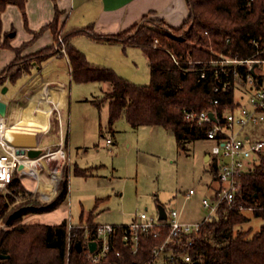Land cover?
Instances as JSON below:
<instances>
[{
	"label": "trees",
	"instance_id": "1",
	"mask_svg": "<svg viewBox=\"0 0 264 264\" xmlns=\"http://www.w3.org/2000/svg\"><path fill=\"white\" fill-rule=\"evenodd\" d=\"M187 3L190 13L179 27L164 19H146L145 16L144 22L117 33L100 34L90 26L71 32H85L99 40L140 46L149 59L150 82L138 84L110 67L91 65L82 51L68 43L66 50L76 80L112 83V91L95 100L98 105L108 101L111 127L117 118L124 115L134 127L161 125L172 130L180 144L207 137L211 125L188 120L186 111L217 109L221 112L236 102L235 86L223 91L214 89L218 78L210 60L217 58V54L264 60V0H252L250 3L248 0H187ZM8 4H16L24 11L26 0H0V49H14L17 58L20 47H14L11 36L3 30L2 13ZM47 26L57 29L56 22ZM45 29L46 26L41 31ZM53 49L49 46L28 55L19 65L14 59L0 72V91L8 81L15 82L28 72L34 60L39 62L51 55ZM260 61L253 63L255 73L247 64L240 65L239 69L245 77L252 73L257 82H261L264 75L256 71ZM214 98L220 99L218 105L212 103ZM240 182L237 206L242 203L251 207L254 215L264 216V154L251 171L241 175ZM9 188L12 192L0 191V220L3 218L7 222L9 215L21 206L31 207L12 219L10 225L13 227L0 229V252L8 254V257L0 258V264H65L67 219L58 224L15 223L28 213L48 212L61 206L69 195L67 171H64L57 194L50 201L34 199L9 210L18 193H30L18 172ZM249 219L239 207L231 208L227 203H221L216 214L202 224L195 237L193 264H264V224L252 235H249L251 230L235 231L237 224ZM88 222L90 225L94 223L91 219ZM79 223L81 227L75 231L78 241L82 242L85 241L84 222L81 220ZM161 240L153 236L144 237L136 253L119 240L116 245L121 254L112 252L105 262L141 264L151 258L153 247ZM71 261L73 264H91L85 250H78L76 246L72 249Z\"/></svg>",
	"mask_w": 264,
	"mask_h": 264
},
{
	"label": "rangeland",
	"instance_id": "2",
	"mask_svg": "<svg viewBox=\"0 0 264 264\" xmlns=\"http://www.w3.org/2000/svg\"><path fill=\"white\" fill-rule=\"evenodd\" d=\"M9 17L12 18L6 17L9 23L5 22V24L11 26L12 23L16 29H19L16 39V42H19L24 31L22 15L12 13ZM150 18L153 17L150 15L146 17V19ZM146 19L144 18L142 22ZM54 31L57 42L61 41L60 37L65 42L63 44L61 41L57 48L60 46L67 49L65 33L57 29ZM11 52L12 50L8 48L0 49V71L10 64L9 62L7 64V61ZM31 54L34 53L25 54L20 47L15 61L19 65L24 57ZM219 55L217 54V57ZM25 65L28 67L29 63ZM256 71L264 75V61L259 63ZM129 76L139 84L150 82L151 69L146 56H138V59L132 62V71L129 72ZM72 84V94L67 108L70 114V126L73 122V128L77 130L82 125V128L87 131L86 143L80 147L75 143L72 146L73 163L69 159L59 162L51 156L41 160L43 167L49 169L46 177L48 180L55 175L57 168L62 171L60 181L63 179L65 170L68 174L70 173L68 198L61 206L49 213L26 214L15 225L20 223L55 224L69 217L75 223L82 219L86 223H89V219L98 223H122L131 220L136 212L146 208L150 213L156 214L160 207H165L166 210L172 207L178 208L186 220L204 218L208 209L203 204V198L209 195V187L217 184L214 161L206 157L214 141L203 137L180 144L172 130L161 125L134 127L124 115L117 118L111 127L108 101H104L101 105L95 101V98L99 99L104 94L101 82L75 79ZM241 86L243 82L236 85L237 96L243 92ZM54 97H47L44 101L45 105L50 106L49 101L55 100ZM263 128L264 124L259 126V129ZM256 137L264 139V135L260 132L256 134ZM109 138L110 141H108ZM78 166L87 168L81 172ZM57 183L48 197L41 195L34 184L32 186L41 197L23 184L30 193L25 191L18 193L9 210L34 199L41 202L50 201L43 198L48 199L54 195ZM191 187L196 189V193L191 198H187L185 194ZM0 191L12 192L9 187L8 190ZM241 211L250 219L237 224L236 232L251 230L249 235H252L264 224V216L254 215L251 207H245ZM67 213L68 216H65L67 218H64L63 216ZM11 227L13 225L7 224L5 219L0 220V229Z\"/></svg>",
	"mask_w": 264,
	"mask_h": 264
},
{
	"label": "crops",
	"instance_id": "3",
	"mask_svg": "<svg viewBox=\"0 0 264 264\" xmlns=\"http://www.w3.org/2000/svg\"><path fill=\"white\" fill-rule=\"evenodd\" d=\"M12 13L22 15L24 21V31H22L23 34L19 42H16L19 29H16L12 23L11 26L7 24L9 23L7 18L11 19L12 17L9 16ZM189 13L190 8L187 0H26L24 11L16 4H8L2 13L3 30L11 36V44L14 47H22L25 54L35 53L49 46L54 49L53 53L45 59L39 62L34 60L30 70L23 73L15 82L8 81L6 83L8 89L5 94L0 91V100L7 103V115L5 116L8 126L7 138L19 149L23 147L45 149L49 146L56 148L63 142L64 151L71 163L74 162L72 155L74 143L79 147L86 143L87 131L82 128V125L74 130L73 122L70 126V114L67 110L73 89L72 83L75 80L71 60L67 50L65 52L60 46L57 48L59 42L56 40L54 27L47 26L48 24L56 22L57 30L65 33L67 42L82 51L91 65L110 67L119 75L135 82L129 76V72L132 71V62H135L138 56H146L148 59L140 46L99 40L85 32L73 34L71 32L78 28L90 26L100 34L117 33L132 28L149 15L164 19L170 25L179 27ZM5 22L7 23L5 24ZM45 26L46 29L41 31ZM8 49H11L12 52L7 64L16 58V51L12 48ZM99 82L102 84L104 94L112 91L113 85L110 81ZM48 88L50 89L48 90ZM53 96L56 99L49 101L51 105H45L44 101L47 100V97L52 98ZM30 99L41 100L42 107L50 114L49 126L39 130L35 125L22 124L21 128L16 130L12 125L19 121L18 109ZM206 157L212 159L210 152L206 153ZM41 160L43 161V158ZM58 160L59 162L63 161V159ZM85 168L87 167L78 166L81 172ZM44 169L48 173L49 169ZM55 174H58L61 180L62 171L60 168L56 169ZM18 176L29 190L37 193L27 176H23V173H18ZM59 179L54 195L48 199L43 198L44 200H52L55 197L61 182ZM211 188L212 186L209 187V194L212 193ZM37 195L40 196L38 193ZM163 208L165 209V207ZM159 212H161L160 209ZM65 216H68V213L63 216L67 218Z\"/></svg>",
	"mask_w": 264,
	"mask_h": 264
},
{
	"label": "built area",
	"instance_id": "4",
	"mask_svg": "<svg viewBox=\"0 0 264 264\" xmlns=\"http://www.w3.org/2000/svg\"><path fill=\"white\" fill-rule=\"evenodd\" d=\"M248 1L250 3L252 0ZM60 40L65 44L62 37ZM61 49L66 52V48ZM255 61L260 60L239 59L224 54L210 60L218 78L214 88L216 91H223L231 86L236 89V85L243 82V92L239 96L236 95L233 106L221 112L217 109L186 111L188 120L211 125L207 137L214 141L210 155L214 167L216 166L217 173L214 175L217 184L211 188L212 193L203 198V204L208 209L204 218L197 221L184 220L181 210L172 207L165 210V217H161V212L150 213L146 208L136 212L131 220L122 223L104 222L90 225L84 222L82 226L85 230V241H82V250H85L89 263L108 264L105 261L112 252L120 255L121 251L116 245L119 240H123L131 252L136 253L141 248L142 239L153 236L162 240L153 247L151 258L141 264H193L192 248L195 237L200 233L202 224L216 214L220 204L225 202L231 208L239 207L240 210L246 207L242 203L237 206L236 195L241 186V175L251 171L259 157L264 154V139L256 137L259 132L264 135V128L259 129V126L264 124V79L257 82L252 73L245 77L239 66L247 64L252 69L251 63ZM212 103L218 105L220 99L214 98ZM210 112L214 113L215 118L210 116ZM7 129L6 117L0 114V190H8L15 173H23L19 166L27 157L18 153L19 148L10 144ZM54 154L58 156L57 159H68L63 142L56 148L49 146L43 149V155L38 159L52 157ZM195 193L196 189L191 187L185 195L191 198ZM67 221L65 264H73L71 252L78 241L75 230L81 227V224L73 222L70 217ZM92 240L97 242L93 250L90 247Z\"/></svg>",
	"mask_w": 264,
	"mask_h": 264
},
{
	"label": "bare ground",
	"instance_id": "5",
	"mask_svg": "<svg viewBox=\"0 0 264 264\" xmlns=\"http://www.w3.org/2000/svg\"><path fill=\"white\" fill-rule=\"evenodd\" d=\"M18 116L19 121L17 120L18 122L12 125L16 130L21 128L22 124L35 125L39 130L45 129L49 126L50 114L42 107L40 99H30L27 103L22 105L18 109ZM8 141L11 145L15 146L10 139H8ZM51 158L57 159L58 156L54 154ZM23 163L24 167L21 168L23 170V175L27 176L29 182L31 181V183L35 185L41 195L48 197L56 186L59 175L55 174L51 179H46L48 173L43 168L41 159L30 158L27 156Z\"/></svg>",
	"mask_w": 264,
	"mask_h": 264
},
{
	"label": "water",
	"instance_id": "6",
	"mask_svg": "<svg viewBox=\"0 0 264 264\" xmlns=\"http://www.w3.org/2000/svg\"><path fill=\"white\" fill-rule=\"evenodd\" d=\"M252 72L255 73V68H252ZM8 86L4 85L3 88L1 89V92L3 94H5L7 92ZM0 114L3 116L7 115V103L4 100H0ZM210 116L212 118H215L214 113L210 112ZM18 153L26 155L30 158H36L38 159L39 157H41L43 155V148H39V147H23L18 149ZM24 167V163H21L19 168H23ZM31 207V205H24L19 207L18 209L14 210L8 217L7 219V224H10L12 219L15 218L16 216H18L20 213H22L23 211L29 209ZM161 210V217H165L166 212L165 209L163 207H160ZM97 245V242L92 240L90 241V247L91 249H95ZM76 248L78 250H82V242L81 241H77L75 244ZM8 257V254H4L2 252H0V258H6Z\"/></svg>",
	"mask_w": 264,
	"mask_h": 264
}]
</instances>
